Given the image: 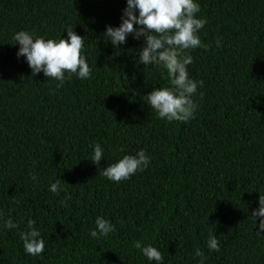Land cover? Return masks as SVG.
I'll use <instances>...</instances> for the list:
<instances>
[{"label":"trees","instance_id":"trees-1","mask_svg":"<svg viewBox=\"0 0 264 264\" xmlns=\"http://www.w3.org/2000/svg\"><path fill=\"white\" fill-rule=\"evenodd\" d=\"M125 3L0 0V212L18 225L0 229V264H148L137 243L157 247L163 264H264V232L251 216L264 195V0H198L206 47L190 51L187 67L204 85L188 122L158 119L144 102L169 81L138 64L142 42L116 49L103 36ZM69 28L84 37L91 75L57 87L17 58L12 36L58 39ZM141 149L151 158L144 171L120 182L100 174ZM57 178L70 199L48 191ZM97 216L115 232L92 238ZM29 218L45 242L38 257L19 236ZM209 232L218 252L207 249ZM196 248L203 257L193 259Z\"/></svg>","mask_w":264,"mask_h":264},{"label":"clouds","instance_id":"clouds-1","mask_svg":"<svg viewBox=\"0 0 264 264\" xmlns=\"http://www.w3.org/2000/svg\"><path fill=\"white\" fill-rule=\"evenodd\" d=\"M199 12L198 0H126L118 26H105L103 36L113 48L118 49L128 38L141 41L142 46L136 53L138 64L153 65L166 72L169 86L152 88L143 96L144 102L154 110L158 119L188 122L194 118L199 107L194 97L199 95L197 89L202 88L204 82L192 79L187 67L193 63L190 51L206 47L198 33L207 21L197 16ZM65 32L66 37L60 36L58 39L34 36L26 30H19L12 36L14 45H19L17 58L23 57L32 75L43 73L47 79L58 81L57 87L72 75L81 80L88 79L91 75L89 64L82 54L84 37L77 35L71 28ZM216 46H220L219 40ZM118 151L123 152V148ZM90 160L97 166L104 160V149L100 144L93 146ZM150 164V156L141 149L135 154H125L115 162L107 164L101 168L100 174L109 181L120 182L129 179L138 171H144ZM31 178L35 180L36 176L32 175ZM48 191L56 195L64 192L65 199L71 198L59 178L49 184ZM251 216L257 232H264V195H259L258 206L251 210ZM34 225L35 221L29 218L26 230L21 231L19 236L23 242L24 253L38 257L44 251L45 242ZM17 227L11 217L6 218L0 212V229L10 230ZM115 230V225L108 219L97 216L95 227L89 230V235L99 239L107 237ZM206 246L210 252L220 250L219 241L211 232L208 234ZM136 247L148 264H163V254L157 247L151 244L142 246L140 243ZM203 255L201 249L196 248L193 259Z\"/></svg>","mask_w":264,"mask_h":264}]
</instances>
